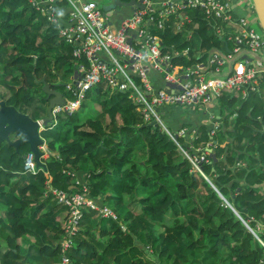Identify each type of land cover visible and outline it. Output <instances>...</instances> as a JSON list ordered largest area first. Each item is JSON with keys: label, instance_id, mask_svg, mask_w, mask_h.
<instances>
[{"label": "trees", "instance_id": "16d2710c", "mask_svg": "<svg viewBox=\"0 0 264 264\" xmlns=\"http://www.w3.org/2000/svg\"><path fill=\"white\" fill-rule=\"evenodd\" d=\"M185 15L189 22L175 32L176 14L165 20L154 14L156 25L163 21L151 34L173 66L187 69L206 64L210 54L227 57L233 51L229 37L234 33L225 28L217 33L219 20L200 9ZM74 65L72 48L60 38L57 24L26 0H0V87L8 94L0 100L42 120L48 103L41 80L64 93ZM258 88L244 99L222 93L214 104L221 126L199 124L192 138H185L188 123L174 132L177 128L167 122L176 113L161 111L190 106L156 107L174 140L153 118L146 121L143 105L126 93L96 88L86 93L78 111L44 127L46 169L35 165L34 174L24 170L27 144L16 150L2 143L0 264H59L63 256L69 264H264L258 240L264 244V76ZM93 108L99 110L95 116ZM207 145L211 153L197 170L187 156H199ZM79 173L83 182L76 179ZM84 189L118 220L82 212L63 253L57 217L66 208L52 191Z\"/></svg>", "mask_w": 264, "mask_h": 264}, {"label": "built area", "instance_id": "2783aa9c", "mask_svg": "<svg viewBox=\"0 0 264 264\" xmlns=\"http://www.w3.org/2000/svg\"><path fill=\"white\" fill-rule=\"evenodd\" d=\"M26 1L47 22L57 24L60 38L72 48L75 59L74 73L64 88L67 96L62 93L64 105L53 108V121L59 115L78 111L86 99V93L101 87L110 93H126L131 100L141 103L144 119L149 121L153 118L170 135L156 107L176 104L206 107L217 103L224 92L238 94L239 98L244 99L249 91L258 88L259 79L264 76V35L254 31L248 20L234 15L233 0H165L159 3L135 0L144 9L129 7L130 15L121 19L116 27L95 0ZM188 9H200L208 17L219 20V34L232 24L240 28L239 34L234 33L229 37L234 42V49L227 57L210 54L206 64L183 69L173 66L171 59L161 54L159 38L151 34L152 29L156 26L161 29L162 21L176 14L174 27L176 32H180L189 22L185 15ZM154 14L159 20L163 19L158 25L153 22ZM230 33L233 32L230 30ZM151 71L160 76L158 88L152 87L148 81L147 76ZM183 134L184 130L178 132L179 136ZM170 138L174 140L172 135ZM41 150H45L46 158V146ZM210 153V145H207V149L197 157L185 155L199 170L206 154ZM32 158V155L27 156L24 170L34 174L36 167ZM52 193L58 203L66 208L61 226L63 253L71 246L72 237L79 229L82 212L90 210L101 218L118 220L110 208L92 200L86 189L77 194ZM121 228L125 231L123 226ZM59 264H69V260L63 256Z\"/></svg>", "mask_w": 264, "mask_h": 264}, {"label": "water", "instance_id": "95a60500", "mask_svg": "<svg viewBox=\"0 0 264 264\" xmlns=\"http://www.w3.org/2000/svg\"><path fill=\"white\" fill-rule=\"evenodd\" d=\"M253 1L256 16L259 25L262 29V33L264 35V0ZM109 2L110 3L108 4V7H103L105 12L111 10L114 11L120 8H129L131 6H137L140 9H144V7L139 6L135 2V0H129L128 2H124L122 0H109ZM41 83V90L46 97L48 106L46 109V117L40 120V122H38V120H32L27 115L18 112L15 108L7 106L3 100H0V146L2 143L5 142L9 146L14 147L17 150L19 145L27 144L29 147V155L33 156V161L36 167L45 170L46 166L41 161L43 158V152L40 151V147H43L45 144L44 139L41 137V132L45 130L44 127L47 124L53 121V108L55 106L64 105L65 101L63 98V94L60 91L51 88L50 85L46 83L44 79L41 80ZM12 134H18L19 138L14 141H11L10 136ZM213 143L215 144V142ZM204 179L210 184L207 178ZM220 197L222 198L221 195ZM260 243L264 245L262 242Z\"/></svg>", "mask_w": 264, "mask_h": 264}, {"label": "crops", "instance_id": "0c3cea01", "mask_svg": "<svg viewBox=\"0 0 264 264\" xmlns=\"http://www.w3.org/2000/svg\"><path fill=\"white\" fill-rule=\"evenodd\" d=\"M123 1H126V0H123ZM162 1H165V0H154V2L156 3H159ZM232 7L234 10V15L236 17L245 18L246 20L249 21L250 24L259 23L255 18L253 20H249L252 14L254 15L256 14L253 0H233ZM126 10L130 11V8H120L121 13L125 14L124 16L127 15ZM124 16L121 18L117 16V13L108 14L109 19L111 20L112 24L115 27L119 25V23L121 22V19L125 18ZM260 34H263V33H260ZM147 78H148L149 83L152 85V87L158 88L160 86L161 84L160 76L156 72H153V71L149 72ZM258 87H259V84H258ZM161 111L163 112V114L165 113L167 115H168V112L169 114L170 112L176 113V115L169 116L170 119L168 120L167 124H169V126L171 127L177 128L182 123H188L187 125L190 129L188 130L187 135H185V138H188L189 136H191L192 138L194 133L196 132L195 128L199 124H205V125L210 126L211 128L213 125L217 127L221 126L222 118L220 117V109L218 105L212 104L210 106L201 107V108L199 107L198 108H195V107L170 108L168 110L163 109ZM176 123H177V126H176ZM177 130L178 128L174 130V132H176ZM225 143L226 141H223L222 146H224ZM76 179L78 181L83 182V179H84L83 174H80V173L77 174ZM63 217H64V211L57 217V221L60 223L61 226H62L61 221Z\"/></svg>", "mask_w": 264, "mask_h": 264}, {"label": "rangeland", "instance_id": "374dc122", "mask_svg": "<svg viewBox=\"0 0 264 264\" xmlns=\"http://www.w3.org/2000/svg\"><path fill=\"white\" fill-rule=\"evenodd\" d=\"M95 1H97L98 3H99V9H102V11H104V9H103V7H108V4L110 3L109 2V0H95ZM108 14H113V13H117V16L118 17H123L125 14H122L121 13V11H120V9H116L115 11H106ZM126 12H127V15L126 16H124V17H127V16H129L130 15V11L129 10H126ZM256 15V14H255ZM254 14H252L251 15V17L249 18V20H253L254 18L258 21V19H257V16H255ZM251 28L254 30V31H256L257 33H262V29H261V27H260V25H259V23L257 24V23H254V24H251ZM227 29H229V30H231L233 33H235V34H239L240 33V28L236 25V24H232L231 26H230V28H227ZM173 30L176 32V28L175 27H173ZM205 53V52H204ZM65 82H68V78H65L63 81H62V83L63 84H65ZM135 82L139 85L140 83H139V81L138 80H135ZM96 88H93L92 89V92L95 90ZM91 92V91H90ZM64 94H65V89H64ZM92 94V93H91ZM0 95L3 97V98H7V96H8V94H7V91L5 92V90L2 88V87H0ZM65 96H67L66 94H65ZM89 106H91L90 104H88L86 107H89ZM91 110L92 109H90V110H88V111H86V112H84L83 113V118L82 119H86V117H89L90 116V114H91ZM99 112V110H98V108H96V109H94L93 108V110H92V113H93V115L95 116V114H97ZM41 148L42 147H40V151H42L41 150ZM43 152V158L45 157V150L44 151H42ZM47 153V152H46ZM34 161H33V158H32V163H33ZM200 193H203V190L202 189H200ZM64 216H65V211H64ZM63 219H64V217H63ZM63 219H62V221H61V223H63ZM168 221H171V219L170 218H167L166 219V223L168 222ZM243 224L245 225V227L248 229V231L249 232H251L252 234H254V232L248 227V225L245 223V222H243ZM261 227V226H260ZM262 229V231H263V227L261 228ZM260 242H263V241H261L260 239H258Z\"/></svg>", "mask_w": 264, "mask_h": 264}, {"label": "flooded vegetation", "instance_id": "af4514ba", "mask_svg": "<svg viewBox=\"0 0 264 264\" xmlns=\"http://www.w3.org/2000/svg\"><path fill=\"white\" fill-rule=\"evenodd\" d=\"M15 135H16V134H15ZM11 137H12L14 140H16L17 138H19V137L14 138V135H13V134L10 136V139H11ZM14 140L11 139V141H14Z\"/></svg>", "mask_w": 264, "mask_h": 264}]
</instances>
